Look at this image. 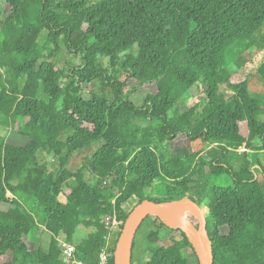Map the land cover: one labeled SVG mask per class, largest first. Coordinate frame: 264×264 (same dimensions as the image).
Segmentation results:
<instances>
[{"label": "trees", "instance_id": "1", "mask_svg": "<svg viewBox=\"0 0 264 264\" xmlns=\"http://www.w3.org/2000/svg\"><path fill=\"white\" fill-rule=\"evenodd\" d=\"M5 2L0 129H19L0 134V264H65L59 237L93 263L135 205L186 195L209 211L213 264H264V96L230 70L264 44V0ZM200 85L202 104L180 105ZM179 136L193 152L169 147ZM153 218L131 264H199L183 232ZM42 226L47 250L30 239ZM80 226L90 232L74 243Z\"/></svg>", "mask_w": 264, "mask_h": 264}, {"label": "rangeland", "instance_id": "2", "mask_svg": "<svg viewBox=\"0 0 264 264\" xmlns=\"http://www.w3.org/2000/svg\"><path fill=\"white\" fill-rule=\"evenodd\" d=\"M0 9H2L4 12L8 11V6L5 2V0H0ZM263 35H264V30H263ZM264 63V44L261 42L255 43V45L250 48L247 52L242 54L239 58H237L231 65H230V70L234 71L236 69L242 70L246 75H248L249 82H250V87L249 90L251 91V94H258L259 96H264V80L263 78L260 77V74L258 72L259 67ZM203 86L200 85V87L193 88L190 90L188 93L184 94L183 97L180 100V105L183 107H191L196 104H202V99H203ZM153 86H148L138 92L137 94H132L130 96V99L132 102L136 105H141L143 100L142 98L138 95L141 92H154ZM221 92L226 96L229 97L231 93L226 90L224 86L221 87ZM84 97L88 98V93L85 91L84 92ZM261 119H264L263 116H261ZM19 125L18 124H13L10 125L9 128L5 129H0V134L2 136H9L10 132L12 130H18ZM169 147L173 150L176 151L178 148L186 147L189 149L190 152H193L192 145L186 137L184 136H179L177 139H175L172 142L168 143ZM198 148H202L201 144H196ZM245 151L243 148H239L237 152L241 153ZM48 160V163H52L53 158L49 155L46 157ZM262 164H264V160L260 158ZM51 165V164H50ZM75 166L73 169L76 171L79 165L76 163L74 164ZM258 166V165H256ZM258 168V167H257ZM31 171V169H28ZM257 180L263 184V177L261 175L257 176ZM216 182L223 184L224 186L229 185L227 182V179L225 177H220L216 180ZM193 192V189L191 190ZM69 193V189L64 185L62 194L59 196V201L60 202H65V196ZM146 195L151 196V197H156L159 195V192L156 189V186H153L152 188H149L146 190ZM37 208V207H36ZM37 211H42L41 208H37ZM154 216L151 217V220H147L144 224H142V227L139 230L137 239L138 242L141 243L142 241V235L146 232H148L152 227L156 226V224L153 223V218ZM190 224L193 228H197V220L194 217L190 218ZM152 226V227H151ZM90 232V230H87L83 227H78L76 230V233L73 236V242L77 243L81 241L83 238L87 236V234ZM170 236V234H169ZM176 236V235H175ZM30 239L36 243L38 246H40L42 249L47 250L50 244V241L52 239V235L44 229L42 226L39 229H35L31 235ZM59 239H63L59 237ZM27 242L28 240L25 239ZM194 263L195 261H192Z\"/></svg>", "mask_w": 264, "mask_h": 264}, {"label": "water", "instance_id": "3", "mask_svg": "<svg viewBox=\"0 0 264 264\" xmlns=\"http://www.w3.org/2000/svg\"><path fill=\"white\" fill-rule=\"evenodd\" d=\"M177 208L189 210L197 220V228H192L183 223L167 222L165 219ZM206 212H208V210L189 195L178 200L159 203L150 200H143L141 203L133 207L124 222L123 228L115 244L113 263L131 264L132 246L137 230L146 217L154 216L168 228L183 232L187 240L195 249L199 264H213L212 243L206 228Z\"/></svg>", "mask_w": 264, "mask_h": 264}, {"label": "built area", "instance_id": "4", "mask_svg": "<svg viewBox=\"0 0 264 264\" xmlns=\"http://www.w3.org/2000/svg\"><path fill=\"white\" fill-rule=\"evenodd\" d=\"M115 224V221L114 223ZM60 247V259L65 264H88L76 257V247L73 243L65 239H57ZM114 250H112L111 234L106 237L105 244L100 249L96 261L89 264H110L113 259Z\"/></svg>", "mask_w": 264, "mask_h": 264}, {"label": "bare ground", "instance_id": "5", "mask_svg": "<svg viewBox=\"0 0 264 264\" xmlns=\"http://www.w3.org/2000/svg\"><path fill=\"white\" fill-rule=\"evenodd\" d=\"M191 217H193V214L189 210L183 209V208H177L165 220L169 223L178 222V223H183V224H186L192 227L190 224Z\"/></svg>", "mask_w": 264, "mask_h": 264}, {"label": "flooded vegetation", "instance_id": "6", "mask_svg": "<svg viewBox=\"0 0 264 264\" xmlns=\"http://www.w3.org/2000/svg\"><path fill=\"white\" fill-rule=\"evenodd\" d=\"M204 207V206H203ZM205 209H207L206 207H204ZM208 210V209H207ZM207 216H209V211L208 212H206V218H207Z\"/></svg>", "mask_w": 264, "mask_h": 264}, {"label": "clouds", "instance_id": "7", "mask_svg": "<svg viewBox=\"0 0 264 264\" xmlns=\"http://www.w3.org/2000/svg\"><path fill=\"white\" fill-rule=\"evenodd\" d=\"M115 248V247H114Z\"/></svg>", "mask_w": 264, "mask_h": 264}]
</instances>
